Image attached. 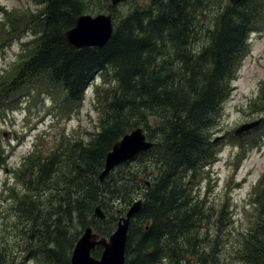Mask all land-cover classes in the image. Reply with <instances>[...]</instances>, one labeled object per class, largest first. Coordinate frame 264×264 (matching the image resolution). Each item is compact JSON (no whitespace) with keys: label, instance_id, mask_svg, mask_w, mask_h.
I'll list each match as a JSON object with an SVG mask.
<instances>
[{"label":"trees","instance_id":"16d2710c","mask_svg":"<svg viewBox=\"0 0 264 264\" xmlns=\"http://www.w3.org/2000/svg\"><path fill=\"white\" fill-rule=\"evenodd\" d=\"M34 1L41 6L36 14L5 12L0 23V51L28 37L0 75V117L22 110L29 98L49 97L48 111L67 121L92 86L98 129L86 143L63 135L47 154L34 146L14 171L6 197L20 219L15 227L25 244L21 264H69L73 231L79 236L91 227L108 237L120 216L109 213L110 204L120 201L126 209L138 196L141 208L129 223L124 264H223L226 210L215 216L214 235L199 237L207 216L194 195L199 176L217 162L212 130L249 52V37L264 31V0H130L131 10L120 14L107 5L110 39L80 50L66 45L64 33L81 14L95 13L96 2L108 0ZM260 92L263 101L264 82ZM30 103L24 106L28 112ZM136 128L151 148L100 183L106 154ZM262 135L264 113L253 130L225 136L246 153L260 146ZM5 147L0 140V169L7 164ZM263 177L252 200L257 217L236 238V264H264ZM98 205L102 220L94 215ZM2 246L0 264H15L17 252Z\"/></svg>","mask_w":264,"mask_h":264},{"label":"rangeland","instance_id":"374dc122","mask_svg":"<svg viewBox=\"0 0 264 264\" xmlns=\"http://www.w3.org/2000/svg\"><path fill=\"white\" fill-rule=\"evenodd\" d=\"M92 4L94 1L90 2L89 6ZM107 5H110L109 0L107 4L96 2L95 13L88 12L93 17L98 15L99 10H103L100 14H106ZM132 7L133 3L127 0L116 7L117 13H127ZM40 10L41 6L34 0H0V23L5 12L36 14ZM27 41L28 37H23L22 40L0 51V75L8 71L16 61L20 53V43ZM248 42L249 52L243 59L232 84L230 96L223 106L221 120L212 130L211 140L222 137V140L219 138L217 141L219 149L217 162L199 176V186L194 195L197 200L204 203V212L207 216L197 228L199 234L195 230L199 237L207 235L210 238L214 235L215 216L221 209L226 210V216L230 221L220 233L222 246L219 250L222 251L220 260L223 264H236L233 259L239 247L236 238L240 232L241 234L246 232L257 217V209L252 200L258 187V179L264 174L263 135L260 146L251 148L246 153H243L237 145L233 146L231 139L225 136L229 132L233 134L239 126L260 118L264 113V100L262 101L260 97L263 95L260 94V87L264 82V31L251 35ZM94 84H99V79ZM93 96L94 91L91 86L87 90L84 102L67 121L58 119L54 112L48 111L52 101L49 97L29 98L32 103L29 101L24 103L22 110L5 118L0 117V140L3 146H9V148L5 147L6 152L8 151L7 164L0 169V246L3 245L2 251L9 249L11 254L17 252L15 264H21L25 257L21 252L25 244L20 240V233L15 227H21L18 223L20 219L15 212L12 213L8 209L11 203L6 197L7 188H10L11 184L12 187L14 186L16 173L14 171L21 166L24 157L34 146L35 149H40L41 153L47 154L61 142L63 135L67 140H81L86 143L90 135L98 129ZM29 103L28 112L24 106ZM112 173L116 176L117 171ZM137 200H140L139 196L135 201ZM128 208L125 209L124 204L118 201L110 204L109 213H119L122 216ZM211 212L213 216L209 217ZM75 232L73 231V234L78 238L80 235L76 236ZM25 264L35 263L27 260Z\"/></svg>","mask_w":264,"mask_h":264},{"label":"water","instance_id":"95a60500","mask_svg":"<svg viewBox=\"0 0 264 264\" xmlns=\"http://www.w3.org/2000/svg\"><path fill=\"white\" fill-rule=\"evenodd\" d=\"M127 0H109L110 7L114 8ZM235 0H229L234 3ZM113 31L111 14H98L95 17L89 14L78 16L72 28L64 33V41L72 50L83 48L104 46L111 37ZM260 120L242 124L235 131V135L254 129ZM220 138V137H219ZM219 138H215L216 143ZM152 146L142 129L137 128L117 140L106 154L104 167L98 176L102 182L119 164L132 160L138 154L147 151ZM141 201L134 202L126 211L124 216L117 221L115 231L107 238L98 237L90 227L84 229L81 236L74 245L70 256V264H124L125 243L130 220L140 210ZM95 216L103 219L104 215L100 211V206L94 210ZM96 247L101 248L98 259L91 255Z\"/></svg>","mask_w":264,"mask_h":264}]
</instances>
